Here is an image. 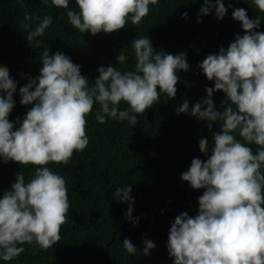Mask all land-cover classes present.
<instances>
[{
  "label": "clouds",
  "instance_id": "clouds-1",
  "mask_svg": "<svg viewBox=\"0 0 264 264\" xmlns=\"http://www.w3.org/2000/svg\"><path fill=\"white\" fill-rule=\"evenodd\" d=\"M46 5L67 9L68 22L80 33L92 35L119 32L130 21L139 25L149 14V5L159 0H75L78 10L69 9L71 0H42ZM264 12V0H252ZM23 7V4H20ZM231 3L204 0L198 16L210 14L222 20ZM187 18L188 13L182 14ZM234 20L241 22L244 33L236 35L227 49L209 54L198 67L214 87H206L207 96L191 108L184 100L176 114L189 113L208 121L209 130L219 122L220 130L209 140L199 141L206 160L194 158L181 180L204 192L198 198V214L182 212L171 223L167 241L173 264H264V32L256 31L261 19H250L244 8H235ZM29 45L53 23L44 16L33 29L32 17L25 15ZM202 22V20H198ZM134 69L120 71L109 65L97 68L94 83L81 74V66L63 52L42 54V68L36 78L27 77L20 87V103L32 105L18 127L9 121L15 106L17 81L0 69V160L33 165L35 171L26 181L20 172L16 181L0 197V260L12 261L25 252L23 245L48 249L61 239V226L67 221L70 203L65 178L54 172L50 163L67 166L74 152H83L88 144L86 117L94 104L99 124L106 119L137 125V114L144 113L162 94L174 99L178 72L189 70L186 53L157 52L149 37L132 41ZM119 65L128 57L117 56ZM225 93L222 111L213 101L215 91ZM127 105L121 109V103ZM238 137H240L238 139ZM258 148L253 152L251 145ZM132 186L119 187L113 199L129 204L126 219L133 224ZM143 254L156 247L145 239ZM123 247L130 255L137 248L125 238Z\"/></svg>",
  "mask_w": 264,
  "mask_h": 264
},
{
  "label": "trees",
  "instance_id": "trees-1",
  "mask_svg": "<svg viewBox=\"0 0 264 264\" xmlns=\"http://www.w3.org/2000/svg\"><path fill=\"white\" fill-rule=\"evenodd\" d=\"M23 4V7L20 4ZM204 0H159L149 5L150 11L139 25L130 21L119 32L92 35L80 33L68 22L67 9L46 5L42 0H0V69L7 70L17 81L14 93L15 106L9 121L23 120L32 105L20 103L19 89L28 83L27 77L36 78L42 68L41 57L63 52L72 62L81 66V74L90 83L98 77L100 66H115L124 72L134 69L135 59L132 41L148 36L157 52L186 53L189 70L179 71L180 77L174 99L162 94L144 113L137 114V125L128 121L106 119L99 124L94 104L86 117V134L89 144L83 152H74L67 166L50 163L54 172L65 178L69 211L67 221L61 226V239L56 245L42 249L36 245H23L25 252L12 261L0 260V264H173L167 241L171 223L182 212L190 216L198 214V198L204 189L195 190L181 180V173L188 170L194 158L206 160L199 148L202 138L209 140L220 130L219 122L208 128V121L199 120L189 113L176 114V108L184 101L190 108L207 96L206 87H214L198 65L209 55L218 54L242 35L241 22L232 17L235 8H244L250 19H261L256 31L264 32V12L252 0H224L227 7L233 5L222 20L214 10L198 16ZM69 9L78 10L75 0ZM187 12V18L182 16ZM32 17L27 23L34 29L44 16H52L53 23L45 34L37 39L39 46L31 47L26 39L28 30L23 27L25 15ZM202 20V22H198ZM128 57L119 65L117 56ZM225 93L215 91L213 101L217 110L225 107ZM121 109L127 107L123 102ZM240 137H238L239 139ZM253 152L258 148L251 145ZM33 165L0 160V197L16 181L18 173L25 180L31 179ZM129 184L134 198L133 218L126 219L129 204L113 199L115 190ZM130 239L137 248L130 255L123 247L124 239ZM155 243L150 254H143L144 240Z\"/></svg>",
  "mask_w": 264,
  "mask_h": 264
}]
</instances>
